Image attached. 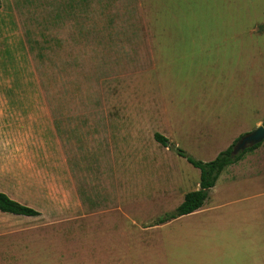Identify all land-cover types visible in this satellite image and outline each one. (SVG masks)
<instances>
[{
	"label": "rangeland",
	"instance_id": "obj_1",
	"mask_svg": "<svg viewBox=\"0 0 264 264\" xmlns=\"http://www.w3.org/2000/svg\"><path fill=\"white\" fill-rule=\"evenodd\" d=\"M263 120L264 0H0V264H264V141L153 223Z\"/></svg>",
	"mask_w": 264,
	"mask_h": 264
},
{
	"label": "trees",
	"instance_id": "obj_2",
	"mask_svg": "<svg viewBox=\"0 0 264 264\" xmlns=\"http://www.w3.org/2000/svg\"><path fill=\"white\" fill-rule=\"evenodd\" d=\"M262 124L264 125V120ZM154 138L162 145L169 146V140L164 135L155 133ZM261 144L262 143H258L254 146L248 147L244 151H241L237 156L232 155V148L234 145L232 144L225 150L220 151L214 159L209 161L196 159L187 154L182 148L176 147L175 150L178 155L185 157L193 166L200 169L199 188L188 191L185 194L183 201L173 211L157 217L153 222L154 225L165 223L200 209L205 204L209 197L210 190L215 186L225 168L237 163L243 158L245 153L258 148ZM0 210L26 216H37L40 214L35 208L17 201L3 191H0Z\"/></svg>",
	"mask_w": 264,
	"mask_h": 264
},
{
	"label": "water",
	"instance_id": "obj_3",
	"mask_svg": "<svg viewBox=\"0 0 264 264\" xmlns=\"http://www.w3.org/2000/svg\"><path fill=\"white\" fill-rule=\"evenodd\" d=\"M264 141V125L260 124L256 129L241 135L234 143L232 155L237 156L241 151Z\"/></svg>",
	"mask_w": 264,
	"mask_h": 264
},
{
	"label": "crops",
	"instance_id": "obj_4",
	"mask_svg": "<svg viewBox=\"0 0 264 264\" xmlns=\"http://www.w3.org/2000/svg\"><path fill=\"white\" fill-rule=\"evenodd\" d=\"M198 185H199V183H198ZM211 191H212V189H211L210 192H209V197L207 198L205 204H204L200 209L194 211V212H193L194 214H198V213H200V212H203L204 214H206V213L209 212L208 209H209V208H212ZM223 205H226V203H224ZM207 211H208V212H207ZM190 214H192V213H190ZM204 221H205L206 223H207V222H211L210 219H208V220H204Z\"/></svg>",
	"mask_w": 264,
	"mask_h": 264
}]
</instances>
